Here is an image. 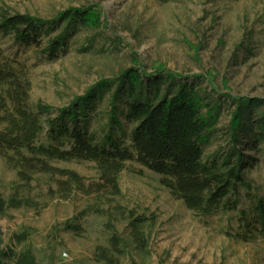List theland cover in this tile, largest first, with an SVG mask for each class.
<instances>
[{
	"label": "trees",
	"instance_id": "1",
	"mask_svg": "<svg viewBox=\"0 0 264 264\" xmlns=\"http://www.w3.org/2000/svg\"><path fill=\"white\" fill-rule=\"evenodd\" d=\"M102 23L99 3L71 6L48 19L30 12L0 11V34H12L17 44L36 50L48 36L42 48L48 59L65 49L72 31ZM133 62L100 78L52 114V105L32 104L27 64L3 55L0 48V155L15 170L16 187L51 197H68L75 191L92 195L81 216L90 212L105 218L107 241L94 250L95 259L104 264H120L133 248L139 252L149 248L148 216L114 201L121 193L119 176L128 161L158 173L161 183L199 215L238 209L240 228L235 235L264 243V187L255 186L248 176L257 158L246 152L264 149L260 98H236L227 147L206 156L222 104L195 84L199 76L190 80L162 64L148 70L135 56ZM61 160L91 161L97 177L89 179L56 163ZM242 196L250 199L246 208L238 207ZM34 203L30 194L0 196V212ZM79 218L65 220L64 227L81 232ZM118 220L126 221L127 233L118 227ZM16 235L22 242L28 231ZM0 263L43 264L29 245L0 248Z\"/></svg>",
	"mask_w": 264,
	"mask_h": 264
},
{
	"label": "rangeland",
	"instance_id": "2",
	"mask_svg": "<svg viewBox=\"0 0 264 264\" xmlns=\"http://www.w3.org/2000/svg\"><path fill=\"white\" fill-rule=\"evenodd\" d=\"M90 3L103 8L102 25L72 31L56 58L48 59L42 49L48 36L36 50L17 44L12 34H0L2 54L28 66L33 105L50 104L54 114L100 78L132 65L135 56L148 70L162 64L190 80L199 76L195 84L222 104L206 156L227 147L236 98H260L259 109H264V0H0V11L48 19L65 8ZM246 152L257 158L248 176L255 186L264 187V149ZM56 163L89 179L97 177L91 161ZM119 181L121 193L114 201L145 213L149 233L148 251L133 248L120 264H264L263 241L235 235L240 228L238 209L199 215L161 183L158 173L136 161L127 162ZM16 182L15 170L0 155V196L30 194L35 202L0 212V248L29 245L43 264H104L95 259L94 250L107 241L105 218L90 212L81 216L92 195L75 191L68 197H51L37 189L27 193ZM249 204L242 196L238 207ZM75 216L83 223L81 232L64 227V221ZM117 224L127 233L125 220ZM24 230L27 239L19 242L16 234Z\"/></svg>",
	"mask_w": 264,
	"mask_h": 264
},
{
	"label": "built area",
	"instance_id": "3",
	"mask_svg": "<svg viewBox=\"0 0 264 264\" xmlns=\"http://www.w3.org/2000/svg\"><path fill=\"white\" fill-rule=\"evenodd\" d=\"M1 264V263H0Z\"/></svg>",
	"mask_w": 264,
	"mask_h": 264
}]
</instances>
